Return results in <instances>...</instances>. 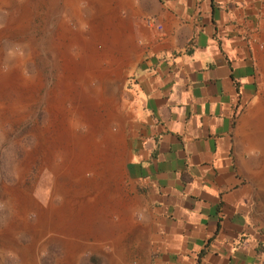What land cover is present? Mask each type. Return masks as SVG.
<instances>
[{"label": "rangeland", "instance_id": "374dc122", "mask_svg": "<svg viewBox=\"0 0 264 264\" xmlns=\"http://www.w3.org/2000/svg\"><path fill=\"white\" fill-rule=\"evenodd\" d=\"M55 2L57 5L52 6ZM65 2L0 0V77L12 79L11 85L0 89V264H155L150 237L144 238L141 233L146 230L147 220L140 215L144 212L142 202L129 181L127 160L116 181L108 180L110 186L104 188L108 191V204L98 210L92 199L102 179H112L109 168L113 158L108 148L113 142L108 136L122 131L124 150L130 155L132 122L138 111L131 102V83L137 65L143 60L140 54L133 59L135 53L127 52L128 44L122 49L121 46L133 34L134 25L120 22L94 6L87 10L96 0H79L77 4L69 0L66 6ZM76 5L80 8L79 16L75 13ZM79 17L96 24V43L85 41L95 30L87 25L78 26ZM76 38L80 41L76 42ZM260 44L262 63L257 72V94L246 111L242 109L237 115L236 150L243 155L250 190L249 222L258 236L257 242L264 248V158L258 146L249 148L246 132L253 127L243 122L264 102V43ZM116 69L124 78L118 89L117 106L115 92L120 76ZM82 77L86 80H81ZM75 103L80 108L87 103L94 106L86 121L81 114H70L69 109ZM110 108L112 112L108 111ZM114 108L125 115L122 129L113 123ZM92 118L97 122L95 125L89 120ZM91 128L98 130L93 132ZM67 149L75 150L80 165L87 162L90 166L85 171L74 167L72 173L56 174L55 167L65 163L63 154ZM257 177L261 178L259 182ZM110 203L134 207L131 221L135 229L125 222L122 224L125 228L118 233L101 232L103 223L121 220V213L111 214ZM86 206L95 213L91 223L87 222L91 229H72L69 224L79 219ZM115 259L121 261L115 263Z\"/></svg>", "mask_w": 264, "mask_h": 264}, {"label": "crops", "instance_id": "0c3cea01", "mask_svg": "<svg viewBox=\"0 0 264 264\" xmlns=\"http://www.w3.org/2000/svg\"><path fill=\"white\" fill-rule=\"evenodd\" d=\"M93 6L134 25L121 49L128 44L133 59L140 54L143 60L131 83L138 111L130 155L122 131L110 135L114 157L123 159L108 180L115 182L129 162V181L147 220L141 233L150 237L155 264H264V248L249 222L243 155L236 150L237 115L257 94L264 0H96L87 10ZM146 18L161 29L147 28ZM82 20L78 26L95 30L85 41L96 43V24ZM116 70L117 106L124 78ZM259 105L243 122L253 127L246 132L249 148L258 146L264 158V103ZM116 110L113 123L122 129L126 118ZM107 193L102 196L109 201Z\"/></svg>", "mask_w": 264, "mask_h": 264}, {"label": "bare ground", "instance_id": "6f19581e", "mask_svg": "<svg viewBox=\"0 0 264 264\" xmlns=\"http://www.w3.org/2000/svg\"><path fill=\"white\" fill-rule=\"evenodd\" d=\"M82 20V19H81ZM83 21V20H82ZM86 21V20H85ZM65 37V36H64ZM62 45H64V44H62ZM65 60V59H64ZM71 60V59H70ZM69 63V62H68ZM16 64V63H15ZM75 64V63H74ZM18 66V65H17ZM63 66V65H62ZM7 68V67H6ZM9 68V67H8ZM75 69V68H74ZM77 69V68H76ZM7 70V69H6ZM20 72V71H19ZM77 72H79V71H77ZM11 73V72H10ZM83 73V72H82ZM104 73V72H103ZM9 74V73H8ZM75 74V73H74ZM17 75H18V73H17ZM13 76H14V74H13ZM11 77V76H10ZM18 77V76H17ZM7 78H9V77H3V76H1L0 77V89H2L1 87H4L5 85H7L8 83L10 84V81L12 80L11 78H9V79H7ZM13 78V77H12ZM101 78H102V75H101ZM64 79V78H63ZM81 80H83V81H85L86 79L84 78V77H82L81 78ZM16 81V86H18V82H17V80H15ZM20 81V80H19ZM89 81V80H88ZM83 83V82H82ZM87 83H89V82H87ZM13 84V83H12ZM11 85V84H10ZM20 85V84H19ZM12 86H14V85H12ZM6 87V86H5ZM120 88V87H119ZM12 89V88H11ZM65 89V88H64ZM19 90V89H18ZM22 90V89H21ZM2 91V90H1ZM11 91V90H10ZM21 92V91H20ZM24 92V91H23ZM1 94V93H0ZM5 94V93H4ZM18 94V93H17ZM82 94L83 93H81V95H78L80 98H78V100H81V96H82ZM3 95V94H2ZM7 95V94H6ZM77 95V94H76ZM5 96V95H4ZM20 97V96H19ZM75 97V95L73 96V98ZM100 97H101V95H100ZM20 98H22V97H20ZM84 98V97H83ZM85 99V98H84ZM92 99V98H91ZM23 100V99H22ZM75 100V99H74ZM77 100V101H78ZM87 100V99H86ZM19 102V101H18ZM74 102V101H73ZM82 102V101H81ZM92 102V101H91ZM264 103V102H263ZM16 104V103H15ZM94 104V103H93ZM110 104V103H109ZM108 104V105H109ZM14 105V104H13ZM24 105V104H23ZM97 105V104H96ZM12 106V105H11ZM83 106L85 107V108H80L79 107V103L77 104V103H75L70 109H69V111H70V114H73V115H83V119L86 121V119H88L89 117H90V114H91V110L93 109V105L92 106H89V104L87 103V104H83ZM260 106V105H259ZM4 107V106H3ZM97 107V106H96ZM113 107V106H112ZM111 109L112 108H110L108 111L109 112H112L111 111ZM103 110V109H102ZM105 110V109H104ZM119 110V109H118ZM261 110V109H260ZM117 111V110H116ZM257 111V110H256ZM62 112V111H61ZM115 112V111H114ZM259 112V111H258ZM5 113V112H4ZM64 114V113H63ZM112 114V113H111ZM114 115V114H113ZM112 115V116H113ZM62 116V115H61ZM252 116V115H251ZM255 116V115H254ZM257 116V115H256ZM69 117V116H68ZM122 117V116H121ZM258 117V116H257ZM257 117H256V119H257ZM264 118V117H263ZM100 119V118H99ZM105 119V118H104ZM110 119V118H109ZM119 119V118H118ZM253 119V118H252ZM262 119V118H261ZM74 120V119H73ZM77 120V119H76ZM90 121H92V124H96L97 122H95V119L94 118H92V119H89ZM98 120V119H97ZM111 121H112V119H110ZM79 121H81V120H79ZM78 121V122H79ZM65 122V121H64ZM118 123V122H117ZM116 123V124H117ZM121 123H123V122H121ZM249 123V122H248ZM262 123V122H261ZM91 124V125H92ZM119 124V123H118ZM246 124H247V122H246ZM90 125V126H91ZM261 125V124H260ZM263 125V124H262ZM64 126H65V124H64ZM69 126V125H68ZM102 126V125H101ZM59 127V126H58ZM63 128V130H68L67 129V127H62ZM106 128V127H105ZM254 128H256V127H254ZM262 128V127H261ZM92 129V131L94 132V131H96V130H98V129H93V128H91ZM263 129V128H262ZM69 130H71V129H69ZM71 131H73V130H71ZM111 131V130H110ZM254 131V130H253ZM38 132V131H37ZM66 132V131H65ZM103 132V131H102ZM98 133V132H97ZM121 133V132H120ZM258 133V132H257ZM256 133V134H257ZM55 134V133H54ZM68 134V133H67ZM69 134H72L71 132L69 133ZM86 134V133H85ZM99 134V133H98ZM114 134V133H113ZM250 134V133H249ZM261 134V133H260ZM259 134V135H260ZM111 135V134H110ZM109 135V136H110ZM253 135H254V133H253ZM62 136V135H61ZM99 136H100V134H99ZM108 136V137H109ZM38 137V136H37ZM60 137V136H59ZM65 137V136H64ZM111 137V136H110ZM115 137V136H114ZM67 138V137H66ZM84 137L82 136L80 139L82 140ZM119 138V137H118ZM247 138V137H246ZM254 138V137H253ZM86 139V138H85ZM85 139L83 140V142H84V145H85V147H86V143H85ZM111 139V138H110ZM113 139V138H112ZM122 139V138H121ZM258 138H256L255 140H257ZM59 140V139H58ZM73 140V139H72ZM64 141V140H63ZM117 141V140H116ZM115 141V142H116ZM253 141V140H252ZM41 142V141H40ZM69 142H70V140H69ZM87 142V141H86ZM94 142V141H93ZM119 142V141H118ZM251 142V141H250ZM44 143V142H43ZM56 143V142H55ZM66 143V142H65ZM100 143H102V142H100ZM116 144V143H115ZM119 144V143H118ZM57 145V144H56ZM59 145V144H58ZM62 146V145H61ZM70 146V145H69ZM92 146V145H91ZM123 147V146H122ZM113 148H114V146L113 145H111V146H109V148H108V151L110 152V154H109V156H111L112 158H113V161H114V165L112 164V166H111V168H110V177H114L115 176V169H116V167L115 166H117V165H119L120 163V161H122V159L123 158H120V157H117V155L114 157V153H112V150H113ZM64 149H66V148H64ZM89 149V148H88ZM94 149V148H93ZM103 150H104V148H102ZM119 149V148H118ZM58 150H59V148H58ZM88 151V150H87ZM264 151V150H263ZM114 152V151H113ZM123 152V151H122ZM104 154V153H103ZM119 154V153H118ZM32 155V154H31ZM64 155V161H65V163H63V160H62V165H60V166H57V167H55V172H56V174H58V173H60V172H69V173H72L73 172V170H74V167H77L78 169L80 168V170L82 171H85L89 166H90V163H87V162H84V163H82V165H80V161L79 160H76V153H75V150L74 149H71V150H69V149H67L66 151H65V153L63 154ZM113 155V156H112ZM122 156V155H121ZM78 157V156H77ZM127 157V156H126ZM27 158V157H26ZM29 158V157H28ZM31 158V157H30ZM89 158V157H88ZM92 158V157H91ZM106 158V157H105ZM103 159V158H102ZM24 160V159H23ZM28 160V159H27ZM105 162V161H104ZM119 163V164H118ZM104 164V163H103ZM26 168V167H25ZM54 169V168H53ZM104 169V168H103ZM107 169V168H106ZM118 169H119V167H118ZM121 172V171H120ZM79 173V172H78ZM87 173V172H86ZM77 174V173H76ZM104 175V174H103ZM103 177V176H102ZM93 178V177H92ZM114 179V178H113ZM99 181H101V180H99ZM114 181V180H113ZM107 182H108V178H104V179H102V181L99 183V185H98V187H97V189H95L94 190V192H93V194H92V196H93V204H95L94 206H95V208H97L98 210L99 209H101V206L102 205H104V204H108V200L107 199H104V197L102 196V194H104V188L107 186ZM6 187V186H5ZM15 188H17V187H15ZM54 188V187H53ZM20 189V188H19ZM61 189V188H60ZM73 190V189H72ZM75 190V189H74ZM12 192V191H11ZM21 192V191H20ZM57 192V191H56ZM55 192V193H56ZM108 192V191H107ZM23 193H25V192H23ZM110 193V192H109ZM113 194V193H112ZM2 195V194H1ZM26 195V194H25ZM60 195V194H59ZM109 195V194H108ZM73 196V195H72ZM113 196V195H112ZM111 196V197H112ZM115 196V195H114ZM118 197V196H117ZM65 198V197H64ZM75 198V197H74ZM106 198H107V196H106ZM27 199V198H26ZM64 201V200H63ZM112 201V200H111ZM16 202V201H15ZM65 202V201H64ZM11 203V202H10ZM9 203V204H10ZM35 203H36V201H35ZM30 204V203H29ZM85 204V203H84ZM26 205V204H25ZM80 205V204H79ZM110 205H111V203H110ZM118 205V204H117ZM56 206V205H55ZM31 207V206H30ZM52 207V206H51ZM106 207V206H105ZM81 208V207H80ZM120 208H122L123 209V212L121 213L122 214V216H120L121 217V220L119 221V222H116V223H114V224H111V223H103L102 225V227H101V229H103V230H101V232H106V233H113L115 230H120L121 229V227H123L122 226V224L123 223H125V222H128L129 221V217H130V212H131V207H130V205L129 204H125V205H121L120 207H116L114 204L113 205H111V212L112 213H117L118 214V212H120ZM39 209V208H38ZM91 209H92V207L90 208V206H86V208L85 209H83L82 211H81V214H80V216L78 217L79 219L77 220V221H72V225H70L69 223V226L72 228V229H74V230H78V229H83V230H86L87 231V229H89L91 226H90V224H88L87 222H89V223H91L90 221L92 220L91 219V217H93V214H95V213H93V211H91ZM104 209V208H103ZM26 210V209H25ZM36 210V209H35ZM69 211H71V210H69ZM133 211V210H132ZM26 212V211H25ZM27 212H29L28 210H27ZM43 212V211H42ZM52 212V211H51ZM59 212V211H58ZM73 212V211H72ZM96 212V211H95ZM37 213V212H36ZM50 213V212H49ZM79 213V212H78ZM60 214V213H59ZM98 214V213H97ZM117 214H116V216H117ZM37 215V214H36ZM47 215H49V214H47ZM76 215V214H75ZM105 215V214H104ZM119 215V214H118ZM72 216V215H71ZM76 216H78V214L76 215ZM75 216V217H76ZM97 216V215H96ZM115 216V217H116ZM131 216H132V214H131ZM39 217V216H38ZM119 217V218H120ZM37 218V217H36ZM106 218V217H105ZM118 218V219H119ZM10 219V218H9ZM96 219V218H95ZM74 220V219H73ZM117 220V219H116ZM10 221V220H9ZM32 221V220H31ZM57 221V220H56ZM98 221V220H97ZM102 221V220H101ZM118 221V220H117ZM131 221V220H130ZM13 222V221H12ZM10 223V222H9ZM29 223V222H28ZM24 224V223H23ZM45 224V223H44ZM95 224V223H94ZM26 225V224H25ZM57 225V224H56ZM114 225H115V227H114ZM81 226V227H80ZM99 226V225H98ZM26 227V226H25ZM45 227V226H44ZM100 227V226H99ZM127 227V226H126ZM135 227V226H134ZM47 228V227H46ZM66 228V227H65ZM93 228V227H92ZM96 228V227H95ZM4 229V228H3ZM91 229V228H90ZM105 229H109L108 231H105ZM7 230V229H6ZM5 230V231H6ZM99 230V229H98ZM96 231V230H95ZM22 232V231H21ZM78 232V231H77ZM76 232V233H77ZM98 232V231H97ZM145 232V231H144ZM32 233V232H31ZM35 233V232H34ZM66 233V232H65ZM146 233V232H145ZM94 234V233H93ZM96 234V233H95ZM97 234H100L99 232L97 233ZM36 235V234H35ZM41 237V236H40ZM9 238V237H8ZM33 238V237H32ZM116 238V237H115ZM37 239V238H36ZM103 240V239H102ZM106 240V239H105ZM33 244V243H32ZM37 244V243H36ZM34 245V244H33ZM35 247H37V246H35ZM39 250V249H38ZM34 251V250H33ZM25 253V252H24ZM32 256V255H31ZM26 257V256H25ZM29 257V256H28ZM37 259V258H36ZM117 260V259H116ZM116 262V261H115ZM34 264V263H33Z\"/></svg>", "mask_w": 264, "mask_h": 264}, {"label": "built area", "instance_id": "2783aa9c", "mask_svg": "<svg viewBox=\"0 0 264 264\" xmlns=\"http://www.w3.org/2000/svg\"><path fill=\"white\" fill-rule=\"evenodd\" d=\"M145 26L150 29H161V26L155 22L153 18H146L145 21Z\"/></svg>", "mask_w": 264, "mask_h": 264}, {"label": "trees", "instance_id": "16d2710c", "mask_svg": "<svg viewBox=\"0 0 264 264\" xmlns=\"http://www.w3.org/2000/svg\"><path fill=\"white\" fill-rule=\"evenodd\" d=\"M200 254H202V252H200Z\"/></svg>", "mask_w": 264, "mask_h": 264}]
</instances>
